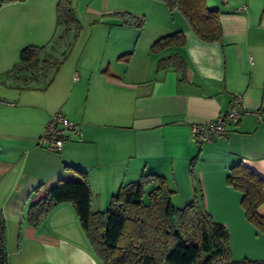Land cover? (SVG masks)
<instances>
[{
    "label": "crops",
    "instance_id": "crops-1",
    "mask_svg": "<svg viewBox=\"0 0 264 264\" xmlns=\"http://www.w3.org/2000/svg\"><path fill=\"white\" fill-rule=\"evenodd\" d=\"M53 2L0 6V214L13 264H103L71 202L53 205L37 225L25 220L29 204L59 180H78L82 173L93 211L105 210L122 183L143 173L164 176L172 197L178 193L188 202L195 199L207 212L241 209V194L224 177L237 163L264 177V7L259 10L264 0H206L219 10L221 42L200 40L177 11L171 24L157 22L135 40L117 30V24L127 25L118 22L117 8L92 9L107 15L98 22L108 20L109 27H116L108 29V43L92 47L86 39L74 54L73 46L66 47L62 52L68 51L67 56L46 81L47 66L20 64L19 52L46 44L41 57L60 55L58 46L37 41ZM147 21L144 15L143 24ZM177 30L184 34L183 45L151 51L157 38ZM130 51L125 63L119 56ZM171 54L182 57L184 69H157L158 60ZM236 95L246 111L227 123L226 135L196 144L190 125L226 112ZM56 110L80 128L59 152L37 143ZM257 212L264 215V204ZM218 222L227 228L225 220Z\"/></svg>",
    "mask_w": 264,
    "mask_h": 264
},
{
    "label": "trees",
    "instance_id": "trees-1",
    "mask_svg": "<svg viewBox=\"0 0 264 264\" xmlns=\"http://www.w3.org/2000/svg\"><path fill=\"white\" fill-rule=\"evenodd\" d=\"M13 1L24 0H0V6ZM162 1L169 11L181 13L189 29L200 40L221 42L219 10L209 7L206 0ZM62 9V0H59L56 4L57 25L64 22ZM116 14L121 24L131 22L127 15L119 11ZM135 22L141 26L140 21ZM184 41L183 32L177 30L157 38L150 49L157 52L170 45H183ZM45 45L23 47L19 52V63L27 67L55 65L56 69L68 51L51 59L44 58L41 54ZM131 55L132 51L119 57L128 61ZM167 66L182 71L184 61L171 54L159 59L156 67ZM226 181L239 190L245 218L264 230V215L257 212V208L264 204V177L237 163L228 168ZM170 192L164 176L143 173L136 180L122 183L110 196L105 210L93 211L89 183L82 173L78 180H59L37 202L29 204L25 220L30 225H37L53 205L71 202L91 248L103 264H264V259H232L228 229L213 220L195 199L182 208L168 199L161 210L159 198L162 195L169 197ZM6 256L5 224L0 214V264H8Z\"/></svg>",
    "mask_w": 264,
    "mask_h": 264
},
{
    "label": "rangeland",
    "instance_id": "rangeland-1",
    "mask_svg": "<svg viewBox=\"0 0 264 264\" xmlns=\"http://www.w3.org/2000/svg\"><path fill=\"white\" fill-rule=\"evenodd\" d=\"M207 1L217 2V0ZM222 1L223 0H219V4H221ZM57 2H59V0H54L52 9L48 11L46 18L44 16L42 22V38H37L39 39L37 41L40 43H48V47L53 46V48H56L58 46L57 48H60L58 54L64 51L68 46L74 47V50L72 51V54H74V52L84 44L86 39L87 42H89V45L92 47H97L99 44H101V41L106 44V42L110 39L112 34H107L108 29L116 27H109L108 25L110 23L108 20L98 22V19L103 17L107 18V15H100V12H94L92 9L101 11L107 6L115 7L117 8V12L119 11L124 15H127L131 22H129L127 25H124L125 27H120V25L117 24V30L119 29L124 31L122 32V35H129L130 33L135 40L138 38V34L143 36L145 30L152 28L157 22L171 24L170 22H172V18L176 14V11H169L165 2L162 0H62L63 9L61 13L63 15L64 22L57 26L55 15ZM242 6L243 5H239L237 8L239 9ZM262 7L264 6H261L259 10H261ZM137 12L140 13V16L136 15ZM144 15H147L148 19L146 24H143ZM135 21H140L141 26H138ZM59 35L62 37H59ZM51 36L53 38H51ZM132 45H134V43ZM133 47L131 49H133ZM54 67L55 65L47 67L48 76L46 81H49V78L52 77L51 73H53L55 69ZM224 182L231 189L239 192L238 189L227 183L226 176L224 177ZM168 184L166 181V187L167 189H170ZM172 192L173 191L169 193V197H167V195H162L159 198V207L161 210L166 205L168 199L179 208L184 207L186 202L188 203L189 200L187 201L183 194L180 195L177 193L175 197H172ZM197 194L199 196V189L197 190ZM219 199L230 203V200L224 195H220ZM208 213L211 215L213 220H225L228 223H226V226L229 232V251L230 257L232 259L264 258V230L259 228L254 223L248 221L246 218L245 220L243 219L245 215L242 205L241 209L239 207L235 208L233 206H229L227 209L220 211L212 210L211 208ZM9 234L11 237L12 229L10 230ZM6 254L7 262L9 263L11 260V263L13 264V256L7 253V251ZM35 256L36 258H40L38 254Z\"/></svg>",
    "mask_w": 264,
    "mask_h": 264
},
{
    "label": "built area",
    "instance_id": "built-area-1",
    "mask_svg": "<svg viewBox=\"0 0 264 264\" xmlns=\"http://www.w3.org/2000/svg\"><path fill=\"white\" fill-rule=\"evenodd\" d=\"M245 111L240 95L234 96L226 112L207 123L190 125L192 140L201 145L226 135L228 133L227 123L236 122ZM74 133H80L78 125L57 110L48 117L37 143L44 149L59 152L66 140Z\"/></svg>",
    "mask_w": 264,
    "mask_h": 264
}]
</instances>
